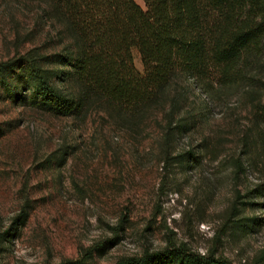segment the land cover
<instances>
[{
	"label": "rangeland",
	"instance_id": "rangeland-1",
	"mask_svg": "<svg viewBox=\"0 0 264 264\" xmlns=\"http://www.w3.org/2000/svg\"><path fill=\"white\" fill-rule=\"evenodd\" d=\"M69 40L47 0H0V64L18 62L2 67L14 95L0 83V264H115L169 242L264 264V46L241 81L175 73L137 106L69 75L54 79L83 99L69 116L19 98L26 60Z\"/></svg>",
	"mask_w": 264,
	"mask_h": 264
},
{
	"label": "trees",
	"instance_id": "trees-1",
	"mask_svg": "<svg viewBox=\"0 0 264 264\" xmlns=\"http://www.w3.org/2000/svg\"><path fill=\"white\" fill-rule=\"evenodd\" d=\"M47 1L70 40L58 53L26 60L27 81L19 98L60 116L79 111L83 99L60 89L54 79L69 75L85 93L137 106L151 101L175 73L204 84L211 78L219 85L241 81L248 57L264 46V0H142L143 7L136 0ZM133 49L140 55L142 73L134 67ZM41 59L61 70L45 68ZM16 63L0 64V83L11 96L2 67ZM259 107L264 124V100ZM115 264L234 263L169 242L162 250Z\"/></svg>",
	"mask_w": 264,
	"mask_h": 264
}]
</instances>
